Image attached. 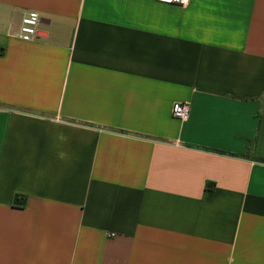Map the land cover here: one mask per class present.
Instances as JSON below:
<instances>
[{"label": "crops", "instance_id": "0c3cea01", "mask_svg": "<svg viewBox=\"0 0 264 264\" xmlns=\"http://www.w3.org/2000/svg\"><path fill=\"white\" fill-rule=\"evenodd\" d=\"M0 264H264V0H0Z\"/></svg>", "mask_w": 264, "mask_h": 264}, {"label": "built area", "instance_id": "2783aa9c", "mask_svg": "<svg viewBox=\"0 0 264 264\" xmlns=\"http://www.w3.org/2000/svg\"><path fill=\"white\" fill-rule=\"evenodd\" d=\"M161 3L187 7L191 0H158ZM40 16L36 12H28L22 20L20 38L25 42L33 41L38 34ZM171 115L179 121H186L190 116V105L188 103L177 102L171 108Z\"/></svg>", "mask_w": 264, "mask_h": 264}, {"label": "trees", "instance_id": "16d2710c", "mask_svg": "<svg viewBox=\"0 0 264 264\" xmlns=\"http://www.w3.org/2000/svg\"><path fill=\"white\" fill-rule=\"evenodd\" d=\"M254 145H255V142H253L252 147H251V151L249 152V157H251L252 159H256V157H255V155H254V153L252 151ZM14 205L16 207H23L24 201L21 199V197L16 196L15 197V201H14Z\"/></svg>", "mask_w": 264, "mask_h": 264}]
</instances>
